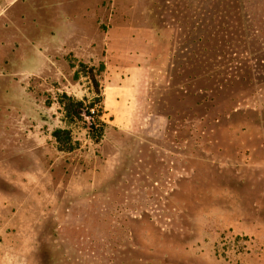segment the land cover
Returning <instances> with one entry per match:
<instances>
[{"label": "rangeland", "instance_id": "obj_1", "mask_svg": "<svg viewBox=\"0 0 264 264\" xmlns=\"http://www.w3.org/2000/svg\"><path fill=\"white\" fill-rule=\"evenodd\" d=\"M0 264H264V0H0Z\"/></svg>", "mask_w": 264, "mask_h": 264}, {"label": "trees", "instance_id": "obj_2", "mask_svg": "<svg viewBox=\"0 0 264 264\" xmlns=\"http://www.w3.org/2000/svg\"><path fill=\"white\" fill-rule=\"evenodd\" d=\"M79 69L73 74V79L77 80L82 73L85 75L92 84L96 98L86 104L84 101L75 100L73 97L67 94H61L58 102L64 110L65 117L70 123L83 121V116L90 119V125L88 126V133L95 143H98L103 132V122L100 120L103 108L101 103V87L98 80V76L104 72L105 66L101 62L97 68L93 66H87L86 64L79 62ZM70 67L74 68L75 65L70 63ZM52 137L55 140L57 147L60 151L70 152L76 149V143L72 141L71 131L68 129H56L52 132ZM133 259L137 263H141L145 259V256H134Z\"/></svg>", "mask_w": 264, "mask_h": 264}]
</instances>
